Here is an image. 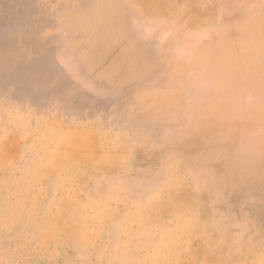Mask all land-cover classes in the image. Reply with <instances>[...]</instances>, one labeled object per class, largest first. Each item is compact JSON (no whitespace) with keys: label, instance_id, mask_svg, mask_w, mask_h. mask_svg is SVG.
<instances>
[{"label":"rangeland","instance_id":"rangeland-1","mask_svg":"<svg viewBox=\"0 0 264 264\" xmlns=\"http://www.w3.org/2000/svg\"><path fill=\"white\" fill-rule=\"evenodd\" d=\"M0 264H264V0H0Z\"/></svg>","mask_w":264,"mask_h":264},{"label":"bare ground","instance_id":"bare-ground-1","mask_svg":"<svg viewBox=\"0 0 264 264\" xmlns=\"http://www.w3.org/2000/svg\"><path fill=\"white\" fill-rule=\"evenodd\" d=\"M148 12V11H147ZM239 15V14H238ZM227 26V25H226ZM229 27V26H228ZM229 37V36H228ZM231 37V36H230ZM2 44H4V43H2ZM239 44V43H238ZM226 51V50H225ZM18 52V50H14V52L12 51L10 54H16ZM3 54V53H2ZM9 53L8 52H6L5 53V55L7 56ZM9 54V55H10ZM18 54V53H17ZM18 55H20V54H18ZM6 58V57H5ZM14 65V64H13ZM7 70H8V68H7ZM10 71V70H9ZM174 93H176V92H174Z\"/></svg>","mask_w":264,"mask_h":264}]
</instances>
